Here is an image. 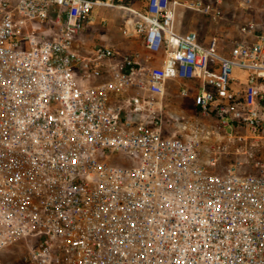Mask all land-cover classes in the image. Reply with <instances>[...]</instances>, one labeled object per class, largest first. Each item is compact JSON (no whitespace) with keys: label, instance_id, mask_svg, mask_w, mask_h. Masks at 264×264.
<instances>
[{"label":"built area","instance_id":"built-area-1","mask_svg":"<svg viewBox=\"0 0 264 264\" xmlns=\"http://www.w3.org/2000/svg\"><path fill=\"white\" fill-rule=\"evenodd\" d=\"M123 1L0 0V252L24 242L26 264H264V158L255 173L223 164L264 139V31L223 53L176 27L179 3L216 22L223 0H146L132 31L145 62L106 43L84 51L80 38L106 24L96 12ZM194 79L196 113L167 102L170 81Z\"/></svg>","mask_w":264,"mask_h":264},{"label":"rangeland","instance_id":"rangeland-1","mask_svg":"<svg viewBox=\"0 0 264 264\" xmlns=\"http://www.w3.org/2000/svg\"><path fill=\"white\" fill-rule=\"evenodd\" d=\"M241 2V0H223V18L216 22L211 20L204 13L191 9L185 6L184 3H179L177 6V24L179 23L180 28L183 32H185L184 29L188 26L187 21L189 18L195 19L197 22L202 21V23L205 22L208 24L213 21L216 30V36L214 38L217 37L223 44L224 48H226V51L230 52L232 46L237 40H252L255 35L264 31L261 29L262 26L250 21L253 14L256 13L260 15L264 13V0H252V6L250 5L247 7L243 6ZM146 5V0H141L140 6L143 10L146 8ZM96 15H99V11L96 12ZM252 25L256 34L248 35L243 33L244 27L250 28ZM207 30H209V26H207L205 31L206 36H208ZM193 31L197 32L201 42L206 44L207 37L204 36V33L198 31L197 29H194ZM165 55V51L158 53L157 58L155 57V64L162 65ZM184 86H188L191 89V93L187 97L181 95V89ZM198 89L199 83L186 82L182 80L170 81L166 97L167 102L171 103L172 106L185 108L190 113H196L197 108L195 106V94L198 92ZM239 134H245V132L242 131V129H239ZM252 141L256 143L254 147H251ZM245 146L250 147V153L228 155L225 157L223 164H228L235 159H244L246 164L243 170L245 172L255 173L259 170L260 163L264 158V139H248L247 144L240 141L237 143L236 148L241 147V149H244ZM24 244V242H18L8 249L0 252V264H26L24 257L27 250L26 247H24Z\"/></svg>","mask_w":264,"mask_h":264},{"label":"crops","instance_id":"crops-1","mask_svg":"<svg viewBox=\"0 0 264 264\" xmlns=\"http://www.w3.org/2000/svg\"><path fill=\"white\" fill-rule=\"evenodd\" d=\"M140 2L141 0H124L122 2L123 7L117 9L114 8L100 9L99 11L100 18L102 20H105L106 24L99 22L85 32V34L80 38V42L78 41L81 44L83 50L90 51L94 49V47L97 44L106 43V44L114 45L117 48L122 49L124 51L135 53L139 55L142 62H145L146 57L149 54V51L146 48L144 41H141L142 38L140 36L132 35L133 23L137 17L136 12L146 10V8L144 10L142 9V7L140 6ZM250 21L256 23L259 26H262L261 29L264 30V13L260 15L256 13L253 14L252 17L250 18ZM187 23L188 26L187 28L184 29L185 32L182 31L179 23L176 25V27L179 31L183 33H187L189 31H193L194 29H197L198 31L203 32L204 36L207 37L206 44L211 45L213 42H217L218 49L221 52L223 53L228 52L226 51V48H224L221 41H219L217 37L214 38L216 36L215 34L216 30L213 21L208 24L205 22L202 23V21L197 22L195 19L189 18ZM206 25L209 26V30H207L208 36H206L205 34L207 28ZM125 30H127L128 32L125 33ZM214 64L215 63L212 64L213 68H215ZM236 75L239 77L241 81L238 83H233L232 91L240 93V91H242L243 88L245 87L244 84H246L247 75L243 71H237ZM186 82L199 83L200 85V82L196 79L188 80Z\"/></svg>","mask_w":264,"mask_h":264}]
</instances>
